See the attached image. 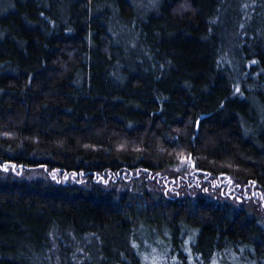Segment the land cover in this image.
<instances>
[{
	"label": "trees",
	"instance_id": "trees-1",
	"mask_svg": "<svg viewBox=\"0 0 264 264\" xmlns=\"http://www.w3.org/2000/svg\"><path fill=\"white\" fill-rule=\"evenodd\" d=\"M183 158L264 198V0H0V264H264L248 210L106 186Z\"/></svg>",
	"mask_w": 264,
	"mask_h": 264
},
{
	"label": "rangeland",
	"instance_id": "rangeland-1",
	"mask_svg": "<svg viewBox=\"0 0 264 264\" xmlns=\"http://www.w3.org/2000/svg\"><path fill=\"white\" fill-rule=\"evenodd\" d=\"M106 186L121 192L126 190L138 192L141 189L155 190L171 200L201 196L218 203H232L264 220L263 197L251 194V192L238 197L228 192L213 177H205L197 173L190 158H183L177 167L167 173H160L156 176L125 175L113 181L108 180Z\"/></svg>",
	"mask_w": 264,
	"mask_h": 264
}]
</instances>
